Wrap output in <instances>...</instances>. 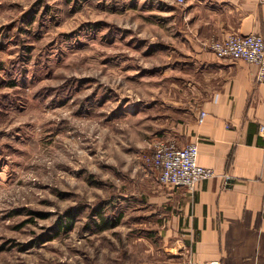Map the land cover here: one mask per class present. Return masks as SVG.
Instances as JSON below:
<instances>
[{"label": "rangeland", "instance_id": "rangeland-1", "mask_svg": "<svg viewBox=\"0 0 264 264\" xmlns=\"http://www.w3.org/2000/svg\"><path fill=\"white\" fill-rule=\"evenodd\" d=\"M182 4L0 0V264H141L126 196Z\"/></svg>", "mask_w": 264, "mask_h": 264}, {"label": "crops", "instance_id": "crops-1", "mask_svg": "<svg viewBox=\"0 0 264 264\" xmlns=\"http://www.w3.org/2000/svg\"><path fill=\"white\" fill-rule=\"evenodd\" d=\"M173 26L175 56L159 83L165 96L150 116V142L197 143L199 163L215 175L188 189L161 183L146 157L134 165L141 185L126 198L150 242L140 263L264 264V81L257 64L218 58L209 46L229 33L264 36V0H186Z\"/></svg>", "mask_w": 264, "mask_h": 264}, {"label": "built area", "instance_id": "built-area-1", "mask_svg": "<svg viewBox=\"0 0 264 264\" xmlns=\"http://www.w3.org/2000/svg\"><path fill=\"white\" fill-rule=\"evenodd\" d=\"M185 0H177L184 3ZM210 49L218 58L229 60H244L258 66L257 80L264 81V36L260 33L243 34L229 33L221 39H215ZM207 112L201 110L199 121L202 122ZM259 132L264 136V121L259 125ZM198 145L195 142L179 146L175 141L159 138L153 152L146 156L159 172V181L166 185L194 189L197 182L211 178L215 170L201 165L198 161ZM185 264H191L190 260ZM211 264H220L218 260Z\"/></svg>", "mask_w": 264, "mask_h": 264}]
</instances>
